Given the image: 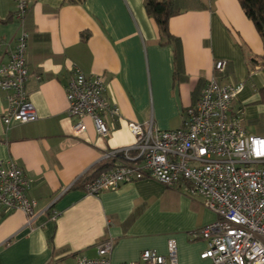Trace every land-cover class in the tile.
Returning a JSON list of instances; mask_svg holds the SVG:
<instances>
[{
    "label": "crops",
    "instance_id": "0c3cea01",
    "mask_svg": "<svg viewBox=\"0 0 264 264\" xmlns=\"http://www.w3.org/2000/svg\"><path fill=\"white\" fill-rule=\"evenodd\" d=\"M18 1L0 0V36L7 39L19 31L15 18L8 20ZM27 1L26 90L39 118L7 127L0 90V160L13 159L32 179L28 196L36 205L30 224L24 211L0 206V264H75L79 256L96 257L108 240L110 264H130L146 249L167 254L171 238L179 264H212L201 257L207 242L194 235L218 218L202 196L148 177L96 195L79 182L104 153L134 143L130 121L182 127L183 111L214 75L221 83H244L231 112L264 137V42L239 0L177 1L181 11L169 27L181 43L180 67L144 0ZM220 59L228 63L217 73ZM77 68L101 74L108 101L120 109L106 117L107 136L89 116L87 130L74 134L66 86Z\"/></svg>",
    "mask_w": 264,
    "mask_h": 264
},
{
    "label": "built area",
    "instance_id": "2783aa9c",
    "mask_svg": "<svg viewBox=\"0 0 264 264\" xmlns=\"http://www.w3.org/2000/svg\"><path fill=\"white\" fill-rule=\"evenodd\" d=\"M28 13V1L19 0L14 13L17 36H0V90L6 102L2 121L7 127L39 118L26 90ZM227 63L217 60L215 72H223ZM243 88L242 82L221 83L212 76L201 97L183 111V125L178 129H161L152 120L130 121L134 143L104 153L103 159L116 162L86 184L87 192L117 190L147 177L170 187L182 185L190 195L202 196L205 206L218 216L194 232L207 242L203 259L212 264H264V137L248 132L231 112ZM66 90L74 134L87 130L84 117L89 116L100 135H109L106 117H117L120 109L108 101L103 76H87L77 68ZM31 184L16 161L0 160V206L24 211L28 224L36 205L28 196ZM112 248L113 242L105 241L96 257L79 256L75 264H110ZM177 251V241L171 238L167 254L146 249L138 262L130 264H179Z\"/></svg>",
    "mask_w": 264,
    "mask_h": 264
},
{
    "label": "trees",
    "instance_id": "16d2710c",
    "mask_svg": "<svg viewBox=\"0 0 264 264\" xmlns=\"http://www.w3.org/2000/svg\"><path fill=\"white\" fill-rule=\"evenodd\" d=\"M78 2L82 0H70ZM178 0H144L145 9L148 15L155 21L162 44H172L174 46L176 63L181 65V43L170 31V18L179 14L181 9L177 6ZM246 15L253 21L264 42V0H239ZM14 18L11 15L8 20ZM87 38V36H84ZM256 61V59H253ZM261 65H264V56H262ZM183 71L178 69V73ZM261 102L264 103V88L260 89ZM116 162L115 158L103 159L92 172L86 173L80 180L79 185L86 186L92 179L99 176L102 172L111 168Z\"/></svg>",
    "mask_w": 264,
    "mask_h": 264
},
{
    "label": "rangeland",
    "instance_id": "374dc122",
    "mask_svg": "<svg viewBox=\"0 0 264 264\" xmlns=\"http://www.w3.org/2000/svg\"><path fill=\"white\" fill-rule=\"evenodd\" d=\"M247 130V129H246Z\"/></svg>",
    "mask_w": 264,
    "mask_h": 264
}]
</instances>
